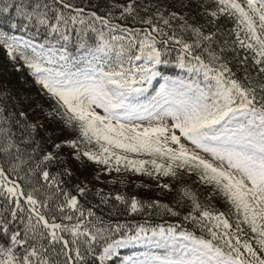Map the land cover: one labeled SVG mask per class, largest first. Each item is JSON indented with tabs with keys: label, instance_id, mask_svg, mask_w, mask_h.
I'll use <instances>...</instances> for the list:
<instances>
[{
	"label": "snow or ice",
	"instance_id": "snow-or-ice-1",
	"mask_svg": "<svg viewBox=\"0 0 264 264\" xmlns=\"http://www.w3.org/2000/svg\"><path fill=\"white\" fill-rule=\"evenodd\" d=\"M178 6L187 11L163 0H0V49L54 102L46 116L74 134L42 135L44 123L0 87V234L10 241L0 264H112L137 243L163 254L135 264H264V0ZM221 17L233 24L228 36L207 28ZM173 49L187 78L163 77ZM158 77L164 83L149 96ZM90 164L103 166L91 178ZM128 170L168 178L157 188L175 191L193 230L139 225L129 234L105 219V207L112 216L119 206L181 215L92 186ZM185 175L210 189L205 201L222 198L234 223L190 186L173 189Z\"/></svg>",
	"mask_w": 264,
	"mask_h": 264
},
{
	"label": "trees",
	"instance_id": "trees-1",
	"mask_svg": "<svg viewBox=\"0 0 264 264\" xmlns=\"http://www.w3.org/2000/svg\"><path fill=\"white\" fill-rule=\"evenodd\" d=\"M76 3L83 5L86 4H96V3H105V0H75ZM113 2H119L124 3L125 0H113ZM165 3L169 4H175L177 5L176 10L179 12L187 11V9H182L178 5L180 3V0H163ZM197 2L203 3L204 0H184V3H192L195 5ZM86 10H95V9H86ZM202 11V9H201ZM99 14H103L102 12ZM193 16L196 15V12L193 10L191 13ZM116 15H119V12H116ZM197 21L201 24H205L206 21L197 16ZM116 23H120L123 26H131V22L125 21H115ZM99 27V25H97ZM216 27L220 28V30L225 34V36L229 35L228 30L233 27V24L231 21H229L225 17H221L217 22L215 26L208 25V30H215ZM234 38V37H232ZM75 52V49H73ZM175 56H176V50L173 49L170 52L169 59L172 60V63L167 66L163 67V74H170V75H180V69L175 67ZM19 63V62H18ZM13 63L11 60L6 58V53L3 49H0V87L6 88L10 90L13 93L14 99L18 98L21 102V107H24L28 112L30 117H32L33 120H40L44 123V130L48 133H51L54 138H62V139H68L73 137V133L69 130L64 128L63 123L56 117H52L49 119L46 116V113L53 112L54 111V102L51 101L49 98L42 97V95H39V93L36 91V88L32 82L31 75L27 67H25L21 63ZM235 70V69H234ZM97 171L96 165H89L87 169L83 172V176H88L91 178L92 175L95 174ZM147 180H152V178H149L147 176H144ZM83 178V177H82ZM178 185H187L190 186L193 190L197 191L200 194L201 200L205 201V197L207 193L210 191L209 188L204 187L201 184H198L196 181L195 176H183L182 179L173 182L172 186L173 189H175ZM92 186L94 188H102L104 190V193L107 194L108 190L106 189L107 184L102 183L100 181H92ZM112 193H120L125 194L129 197L131 196H137L138 198L142 200H157L161 202L162 204H168L169 206L175 208L177 211L181 213L180 216L174 217L169 214H166L162 210L157 212L155 209H148L145 210L143 213H134L137 216H148L150 219L156 221V222H166L173 225H183L184 227L188 228L190 231L192 229V226L190 224H186L183 221V215L187 214L186 208H180L178 207L174 202V196L175 191L168 193L163 192L161 194L160 189H145L142 186H132V185H124L120 186L118 183V187L112 188ZM89 199L93 200V202H96L93 197H89ZM209 204L210 207L218 210V211H227L228 208L226 204L224 203L223 199L220 197H213L210 201H205ZM113 204H116L117 202L112 201ZM103 207V206H102ZM110 211L108 208L103 209V214H105V219L108 220H114L117 218V220H124L123 217L127 215V211L124 210L123 206H119L116 209V214L112 216H108L107 213ZM98 214L99 211H98ZM196 233H198V230H196ZM10 243L9 239L4 236L3 234H0V245L8 246Z\"/></svg>",
	"mask_w": 264,
	"mask_h": 264
},
{
	"label": "rangeland",
	"instance_id": "rangeland-1",
	"mask_svg": "<svg viewBox=\"0 0 264 264\" xmlns=\"http://www.w3.org/2000/svg\"><path fill=\"white\" fill-rule=\"evenodd\" d=\"M241 2L243 3L242 0H241ZM163 83H164V79H161L158 83H156V84H154V85L152 86V90H154L155 92L158 91L160 85L163 84ZM38 88L40 89V91H42L41 86L38 85ZM42 92H43V91H42ZM43 93H44V92H43ZM44 94H45V93H44ZM45 95H46V94H45ZM134 157H135V156H134ZM101 179H104V176H101ZM118 179L121 180L120 177H118ZM124 181H125V182H129V183L136 182L137 184L141 183V180H139V179H131V178H127V179H125ZM160 183H164V182L162 181V182H160ZM228 219H229V218H228ZM229 220H230L231 222H233L231 219H229Z\"/></svg>",
	"mask_w": 264,
	"mask_h": 264
}]
</instances>
